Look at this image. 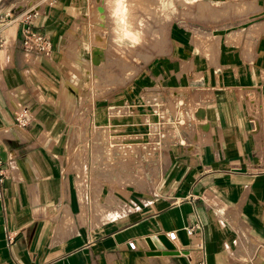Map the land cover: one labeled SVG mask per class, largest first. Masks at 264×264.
<instances>
[{"label": "crops", "instance_id": "crops-1", "mask_svg": "<svg viewBox=\"0 0 264 264\" xmlns=\"http://www.w3.org/2000/svg\"><path fill=\"white\" fill-rule=\"evenodd\" d=\"M227 1L228 14L252 11L254 20L229 34H241L236 42L228 35L214 48L210 35L193 32L192 42L210 46L198 72L148 70L147 82L120 103L86 107V66L72 62L75 82L66 71L81 35L69 40L73 26L61 31L40 19L53 10L43 6L30 26L44 33L51 50L26 51L25 23L4 18L14 6L0 0V264H264V0ZM153 97L167 121L182 123L166 128L144 172L123 184L136 159L103 145L109 138L136 147L145 120L154 119L143 100ZM121 103L131 105L129 112L109 117L105 107ZM21 109L24 127L14 119ZM147 184L155 194L145 191ZM129 199L137 209L126 206ZM146 237L171 249L149 255Z\"/></svg>", "mask_w": 264, "mask_h": 264}, {"label": "rangeland", "instance_id": "rangeland-1", "mask_svg": "<svg viewBox=\"0 0 264 264\" xmlns=\"http://www.w3.org/2000/svg\"><path fill=\"white\" fill-rule=\"evenodd\" d=\"M5 1L7 5L14 7L7 13H3V17L24 22V28L28 27L44 35L40 30L38 31L39 28L30 26L31 18L38 17L37 12L44 6L45 10L47 7L53 10L47 16L39 15L40 19L42 17L51 19L61 31L73 26L75 30L73 35L69 38L66 35L69 40H75L76 35H81V39L78 40L81 45L78 50L80 56L76 51L78 57L73 56L66 62L69 68L66 71L71 78L74 75H70L72 71L76 73L73 69V61L80 62L83 67L86 66L87 92L89 93L86 107L110 102L120 103L123 100L121 95L126 91L136 93L139 87L147 82L145 72L148 70L150 72L182 70V73L195 74L198 72V65L204 62L202 55L208 52L210 46L202 48L199 44L192 42L190 35L193 32L210 35L213 42L211 47L214 48L215 44V47H218L223 37H227L233 31L244 29L254 20L252 11L243 16L228 14L233 10L229 7L230 1L227 0L215 4L212 0L207 2L196 0ZM253 1L258 6L259 1ZM41 4L42 6L37 9V6ZM232 5L236 8L245 6L241 3ZM72 8H75L76 13H72ZM115 13L116 17H114ZM80 25L84 30L82 32H80ZM260 27L257 29H261ZM124 33L139 35L140 43L132 45L126 40L117 43ZM240 36V33H235L233 36L229 35L228 40L236 42ZM85 45H90L88 51L83 50ZM212 52L213 50L210 54ZM54 61L58 64L59 71L63 72L65 64H62L64 62L61 60L60 53L54 55ZM77 68L81 73L83 72L81 67ZM71 80L75 82V79L71 78ZM58 103L59 101H56L57 105ZM81 110L84 111V109ZM70 112L73 114L75 108ZM197 115L201 117L198 112ZM73 168L76 170L79 168L77 157L73 160ZM72 171L80 179V171ZM105 197V192L99 193L98 200L103 201Z\"/></svg>", "mask_w": 264, "mask_h": 264}, {"label": "built area", "instance_id": "built-area-1", "mask_svg": "<svg viewBox=\"0 0 264 264\" xmlns=\"http://www.w3.org/2000/svg\"><path fill=\"white\" fill-rule=\"evenodd\" d=\"M22 46L26 51H29L31 53H35L38 55H45L47 56L51 50V44L50 40L43 34L29 29L28 27L24 28L23 34H22ZM144 103L150 107V113L153 116L152 119H146L144 122L145 130L143 133H141L142 138H138V145L136 147H126L122 144L121 140H111L108 139V143L104 144L103 151H111L115 150V153L120 155L121 157L129 156L131 158H135L136 160H131L130 164L132 168L127 170V175H124L123 180L121 182H124V184H127L129 182H132V180L136 179L132 174L135 172H138L142 174L144 172V161H147L148 158L152 157L155 153H157L162 145L163 139L165 138V131L168 126H172L173 124H181L182 121L180 119H175L173 121H167L166 116L163 113L159 103H157V99L154 97L151 100L145 99L143 100ZM131 108V105H108L105 107L107 115L110 116H116V115H122L124 113L129 112ZM196 118H198L196 116ZM15 122L18 126L24 127L27 125V121L25 119V110L21 109L19 110L15 116H14ZM176 122V123H175ZM94 131L91 130L90 134ZM110 135V134H109ZM88 148V145H87ZM88 150V149H87ZM146 156V157H143ZM137 157H143L142 159H139ZM129 162L127 160H123V164H128ZM129 165V164H128ZM121 166V165H120ZM138 166V167H136ZM136 170H132L135 169ZM142 168V171L137 169ZM142 184V182H141ZM146 192L150 193L151 195L155 194V187L153 184H147L146 185ZM140 203V202H139ZM126 206H131L132 208L137 209L139 204L131 202L129 199ZM125 207V206H124ZM123 209V208H122ZM192 231L191 228H188L185 230L186 234H189ZM166 236L168 239L173 240L174 239V233L170 232L167 233ZM128 246L130 248H133V243H128Z\"/></svg>", "mask_w": 264, "mask_h": 264}, {"label": "water", "instance_id": "water-1", "mask_svg": "<svg viewBox=\"0 0 264 264\" xmlns=\"http://www.w3.org/2000/svg\"><path fill=\"white\" fill-rule=\"evenodd\" d=\"M144 241L147 245L149 255H166L169 252L168 250L171 249V245L160 238L153 239L146 237Z\"/></svg>", "mask_w": 264, "mask_h": 264}, {"label": "clouds", "instance_id": "clouds-1", "mask_svg": "<svg viewBox=\"0 0 264 264\" xmlns=\"http://www.w3.org/2000/svg\"><path fill=\"white\" fill-rule=\"evenodd\" d=\"M128 41L132 45H136L140 43L139 35H130L128 33H124L118 40L117 43H122L123 41Z\"/></svg>", "mask_w": 264, "mask_h": 264}, {"label": "bare ground", "instance_id": "bare-ground-1", "mask_svg": "<svg viewBox=\"0 0 264 264\" xmlns=\"http://www.w3.org/2000/svg\"><path fill=\"white\" fill-rule=\"evenodd\" d=\"M154 3H155V1H154ZM117 11V10H116ZM119 11V10H118ZM119 15V14H118ZM117 15H116V13H115V16L114 17H116ZM118 20V19H117ZM116 20V21H117ZM118 22V21H117ZM137 22V21H136ZM135 24V23H134ZM141 24H143V22L141 23ZM114 25V24H113ZM136 25H138V24H136ZM117 26V25H116ZM113 27V26H112ZM112 27H110V28H112ZM118 29V28H117ZM199 116H202V114H203V112L202 111H199ZM94 127V126H93ZM95 128V127H94ZM99 128V127H98ZM91 129V128H90ZM104 129V128H103ZM98 130V129H97ZM95 131V130H94ZM87 132V131H86ZM100 132H101V130H100ZM108 132V131H107ZM88 134V133H87ZM90 134V133H89ZM104 134H105V132H104ZM107 135V134H106ZM96 136V135H95ZM92 137V136H91ZM101 137H102V135H101ZM103 137H104V135H103ZM105 138V137H104ZM107 139V138H106ZM109 139V138H108ZM106 144V143H105ZM117 155V154H116ZM144 157V156H143ZM123 160H124V158H123ZM129 167V166H128Z\"/></svg>", "mask_w": 264, "mask_h": 264}]
</instances>
